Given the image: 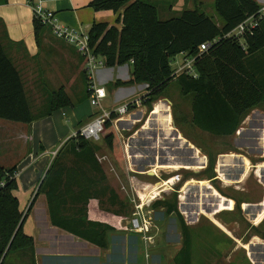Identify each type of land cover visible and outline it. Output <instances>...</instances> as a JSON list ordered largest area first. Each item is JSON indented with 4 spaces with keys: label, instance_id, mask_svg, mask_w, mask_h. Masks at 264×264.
<instances>
[{
    "label": "rangeland",
    "instance_id": "374dc122",
    "mask_svg": "<svg viewBox=\"0 0 264 264\" xmlns=\"http://www.w3.org/2000/svg\"><path fill=\"white\" fill-rule=\"evenodd\" d=\"M174 1L168 0L167 3H161L158 8L162 9L165 6L170 9L169 5H172ZM194 3V0H185V6L182 9L192 10L197 7ZM202 3L203 6L200 9L221 25V19L214 11V0H202ZM179 4L180 2H176V6ZM177 10H181L180 7ZM165 13L166 11L161 10L159 15L161 20L177 17L182 12L171 13L168 10L169 14ZM46 33L47 31L41 37L42 47L38 58L30 61L33 73L23 74L33 112L36 117L45 112L51 97L61 88L71 95L75 105L56 111L48 118L36 120L34 128L28 135L26 134L27 146L24 138L9 137L10 132L4 134L5 142L3 138H0V149H7L6 152L0 153V160H2L1 157L6 158L10 155L14 159L17 158L20 154L19 149H32L33 155L28 156L27 162L22 165L25 169L19 178L22 183L16 194L20 200L23 215L34 211L37 226L41 214L49 215L50 218L46 192H39L36 198L39 186L63 144L82 130L87 122L94 121L103 108L115 110L139 99L141 101V98L147 95L145 85L128 87L117 94L113 84L120 79L127 80L129 74L133 72V66L126 65L124 75L117 69L109 70L111 80L108 79L107 84H103L108 97L102 104L103 108L93 107L87 97V85L84 70H82L85 66L84 59L80 60V71L76 67L77 56L73 54L77 49L74 46L69 47L73 53H67L55 44H47L43 40ZM181 61L182 57L176 56L172 68L176 69ZM98 71L94 73L95 81ZM195 97V94L184 95L176 78L149 106H140L126 115H119L118 119H123L119 123V120L113 121L121 137L128 170L119 166L102 140L93 142L98 148L96 154L107 183L119 199L116 205L106 202L101 207L98 203L89 206L91 217L100 218V221L111 228L106 232L103 248L89 243V259H96V261L102 259L106 262L109 258L108 254H113L117 246L127 260L126 264H175V257L183 245L182 221H184L192 236L193 264H264L263 247L249 246L246 250L245 248L235 250L238 244H241V237H245L244 243H246L255 232L264 236V223L260 232L258 230L244 234L245 231L252 229L255 223L259 225L264 221V211L261 212L263 208L255 207L260 201L264 203V165H261L264 163V103L246 114L233 136L219 137L207 132L196 123ZM158 101L168 105L161 106L162 115L160 114L156 117V121L150 122L147 126L154 104ZM159 119L163 122H159ZM83 121L84 127H79V122ZM2 123L15 125L14 122L9 121ZM144 127L148 130H144ZM172 131L176 134L181 133L186 145L181 144L177 139L179 136L177 137L175 133L171 135ZM196 149L207 157L204 170L198 172L185 169L163 170L164 166L170 164L199 166L201 163L195 159ZM36 152L44 157L40 158L38 163L35 161ZM47 161L49 163L46 167ZM211 161H215V170H208ZM6 169H11L10 165ZM213 175L218 180H209V177ZM177 176H180L181 180L175 184L173 181L178 179ZM248 177L251 178L247 179ZM36 178L41 179L32 194L30 189L33 184L35 186ZM190 179H195V183L200 184L197 186L191 182L192 185L190 183L191 186L183 191L184 185ZM158 183H164L166 187L155 189ZM150 185L151 188H149ZM161 189L165 192H159ZM157 193H162L161 197H156ZM35 198L34 206L29 212ZM148 200L149 202L163 201L167 203V206H174L176 210L169 215L166 208L154 207L156 202L147 206ZM230 200H236L238 203V205L235 204V211L219 214L218 212L225 207H234ZM121 202L127 207L125 212ZM142 205L144 207L140 211ZM140 214H143L150 227V233L147 235L153 237L152 244H148V248L144 246L143 241L141 244L138 238L144 234L132 226V220L140 219ZM216 225L218 227L226 225L230 235L237 236L238 244L233 243L230 236H225L226 234L218 230ZM33 230L32 218H28L24 231L33 232ZM237 232L238 234L235 235ZM59 233L64 231L61 230ZM137 238L138 242H136ZM234 250L240 253L235 255ZM33 251L34 249L25 253H32V259L35 260V251L34 253ZM93 253L98 255L94 256ZM103 255H106V258ZM16 258L15 252L11 251L6 257L5 264H16L18 260Z\"/></svg>",
    "mask_w": 264,
    "mask_h": 264
},
{
    "label": "trees",
    "instance_id": "16d2710c",
    "mask_svg": "<svg viewBox=\"0 0 264 264\" xmlns=\"http://www.w3.org/2000/svg\"><path fill=\"white\" fill-rule=\"evenodd\" d=\"M90 7L97 12H121L118 22L122 28L94 23L88 32L90 44L95 55L105 58L106 68L133 66L130 80H117L113 86L119 89L146 85L147 95L141 98V106H149L177 78L184 95L196 96V123L215 136L230 137L238 131L246 114L264 103V17H258L261 6L254 0H214V11L221 25L199 8L184 10L179 16L162 21L157 7L146 0H94ZM250 18L257 21L254 27L243 35H230ZM33 24L40 44L49 28L35 18ZM206 43L210 47L201 52L200 47ZM183 52L195 57L198 79L174 75L172 62ZM84 78L90 98V81L85 71ZM74 105L61 88L51 97L48 109L36 117L23 76L0 39L1 120L29 125ZM137 107L140 105L131 106L130 111ZM115 119L117 115L113 114L105 121L100 140L119 166L128 170L121 137L113 124ZM93 142L96 141L82 136L81 130L65 142L43 176L36 198L39 192H46L52 226L103 248L106 232L111 228L100 218L91 217L89 206L98 203L101 207L106 202L116 205L119 197L107 183ZM215 168V161H211L208 170ZM215 178L213 175L209 180ZM0 183H3L0 187V259L4 257V264L11 251L33 250L34 240L24 233L29 213L23 215L15 195L19 188L17 168L7 170L0 164ZM160 187L166 186L155 189ZM121 205L125 212L126 205L122 202ZM154 207L166 208L169 215L176 210L163 201H157ZM182 234L183 245L175 264H192V236L184 221ZM124 262L116 246L107 264Z\"/></svg>",
    "mask_w": 264,
    "mask_h": 264
},
{
    "label": "crops",
    "instance_id": "0c3cea01",
    "mask_svg": "<svg viewBox=\"0 0 264 264\" xmlns=\"http://www.w3.org/2000/svg\"><path fill=\"white\" fill-rule=\"evenodd\" d=\"M93 1L94 0H0V20L2 21V24L0 23V39L6 49L8 56L16 64L22 76L23 74L28 75V74L33 73V67L30 64V61H34L36 58H38L40 51H41V47H42V45L38 44L35 33H34V24H33L34 10L33 8L35 5H41L44 10L52 12L55 15V19L58 21V23L65 27L80 29L81 31L89 32L94 23H108L110 26H116L118 29L122 28V23L118 22V18L121 15V12L117 14H115L112 11L97 12L93 8L90 7V3ZM148 1L157 7L158 16L160 15L161 10H163V12L166 11L165 13L166 15L169 14L167 13L168 10H170L171 13L173 12L180 13L184 11L182 7L185 6V0H175L172 5L168 3L170 4L169 5L170 9L165 8V6L162 7V9L158 8V5H160L161 3H165V2L167 3L168 0H148ZM254 1L259 6L264 7V0H254ZM176 2H180V4L176 6ZM194 2H195L194 4L197 5L196 8L200 9V7L203 6L202 0H194ZM179 7L181 10H177L179 9ZM196 8H193V9H196ZM43 40L47 44H55L57 47H60L61 49L66 50L67 53H73L69 50V47L71 48L72 46H70L69 44L65 43L62 40L57 39L51 32V29L47 30V33L45 34ZM73 54H76L77 56L76 57V67H78L81 71L79 63H80V60L83 61V59L77 50H76V53L74 52ZM125 67L126 66L117 67V68H104L98 71L96 75V81L94 79V84L98 87L105 88L103 84L105 83L107 84L108 79L111 80V78L109 77V74H110L109 70L117 69L120 71L122 75H124L123 71L126 69ZM82 70H84V67ZM129 75L130 76L127 78V80L123 78L125 79L123 82L130 80L131 74ZM120 81H122V79H120ZM129 88H132V87H129ZM26 89H27V85H26ZM123 89L125 88L116 89V91L118 92L117 94H119L120 92H123L124 91ZM69 96L71 97L70 94ZM107 97H108V92H107ZM167 105L168 104L163 101H158L154 104V109L150 115V119L147 122V126H149L150 122L156 121L155 120L156 117L160 116L162 112L161 106H167ZM99 114L100 112H98V115ZM131 115H135V114H131ZM130 119L133 120L132 117H130ZM122 120L123 119H119L118 123L121 122ZM4 121L5 120H2V122ZM2 122H0V138H3V142L6 141L4 134H7L10 132L9 137L12 136L14 138H17V137L24 138L23 140L25 141L26 146L28 145V142L26 139V137L28 136H26V134L28 135L31 129L34 128V123L29 124V125L15 123V125H12V124L2 123ZM92 122L91 121L87 122L85 127L91 124ZM159 122H163V120L159 119ZM84 124H85L84 121L79 122V127H84L83 126ZM143 129L148 130L147 127H144ZM173 133L176 134V132L172 131L171 135H173ZM176 136L177 137L179 136L177 139L180 140L182 145L184 144L186 145L185 138L183 137L181 133L176 134ZM9 140H11V138H9ZM0 150H1L0 153H2V152H6L7 149H0ZM19 150H20V154L17 158L15 159L12 158L11 157L12 155H10L9 157L4 156L6 158L1 157L2 160H0V164L4 166L5 168L8 165H10L11 169L17 168L18 187H21L22 182L19 180V178L21 176V173L25 169V167L22 168V165L27 162L28 156L33 155V153H32V149H19ZM195 153H196L195 159L199 160V162L201 163L199 166H189V165L181 166L177 164H170V165H167L166 167L164 166L163 170L168 169V170H178L179 171V170L185 169V170H193L196 172L204 170L206 168L204 167V165L207 162V157L202 155L200 150L198 149L195 150ZM40 158H44V157H41V154H38V152H36L35 161L37 163L39 162ZM45 163L47 167V164L49 163V161ZM261 165H264V163H262ZM46 167L44 169V172L46 170ZM41 178L34 179V183L36 184L35 186L34 184L33 186H31L30 191H32L31 192L32 194L35 188L37 187L38 182ZM176 178L178 179H175L173 182L175 184H178L181 180L180 179L181 177L177 176ZM250 178L248 177L247 179H250ZM215 179L218 180L217 177ZM191 182L195 183L196 180L190 179L184 185L185 188H183V191H186L188 187L192 185ZM168 184L173 185L171 183H168ZM195 184H197L198 186V184L200 183L197 182ZM162 185H164V183H158L156 186H162ZM159 192H165V191L161 189ZM16 193L17 191L15 192V195L18 198V195ZM161 195L162 193H157L155 196L161 197ZM155 196H153V198H155ZM149 198L152 199V196L149 195ZM230 201L232 202V204H234V207L232 208L225 207L222 211L218 212L219 214L235 211L236 200L234 201L230 200ZM242 205H244V203ZM255 207L263 208L261 212L264 211V203H262L261 201L258 202L255 205ZM28 218H32V222L34 223V230L33 232L24 231V233L27 236L32 237L34 240L35 253L34 251L33 253L35 255V260L32 259V253L16 252L15 253L17 256L16 259H18L16 264H107L110 261V257L112 254H108L109 258L107 259L106 262H103L102 259L100 261H96V259H89L88 258V256H90L89 249H88L89 243L79 238L76 239V237L70 234H67L66 232L60 234L59 232L61 231V229L56 228L51 225L49 215L41 214L40 217L38 218L39 219L38 226L36 225L37 220L35 219L34 211L29 214ZM263 223L264 221L260 223L259 225L255 223L253 225V228L250 229L249 231H245L244 234L247 235L251 233L252 231H258V230L260 232V228L263 226ZM216 228H218V230L226 234L225 236L229 235L230 236L229 238L232 240L233 243H236V245L238 244V241L236 240L237 236L232 237L226 225L219 226V227L216 225ZM240 233H243V231H240ZM237 234L238 232L235 235ZM244 239L245 237H241V244L239 243L238 246L235 248L236 251L241 250V248L242 249L245 248L244 250H246L249 246H260V247H263L262 250H264V236L260 235L258 232H255V234H252L248 242L244 243L245 241ZM236 251H235V255L240 253V252L236 253ZM95 255H98V254H94V256ZM103 257L106 258V255H103ZM126 262L127 260L125 259L124 264H126ZM192 264H193V253H192Z\"/></svg>",
    "mask_w": 264,
    "mask_h": 264
},
{
    "label": "built area",
    "instance_id": "2783aa9c",
    "mask_svg": "<svg viewBox=\"0 0 264 264\" xmlns=\"http://www.w3.org/2000/svg\"><path fill=\"white\" fill-rule=\"evenodd\" d=\"M34 18L38 19L43 25L47 26L51 29L53 35L59 39L64 41L65 43L74 46L81 57L84 59V71L89 77L90 86L88 92L90 93L89 102L93 107L103 108L102 104L104 100L107 98V91L105 88L98 87L94 84V73L101 68H106V60L104 57L98 56L94 54V50L90 44V36L88 32L81 31L80 29L69 28L62 26L55 19V15L43 9L41 5H35L34 8ZM258 17H264V7L258 12ZM257 21L255 18H250L246 20L244 23L240 24L230 35L240 36L243 35L246 31L250 30L252 27L256 25ZM210 47V44L206 43L200 47V51H207ZM182 57V61L179 63L178 67L174 69V75L180 76L182 74L191 76L194 79H198V73L195 68L196 59L195 57H189L187 53L183 52L180 54ZM173 63V62H172ZM140 105L141 101L131 102L127 105H122L115 110H106L103 108L102 112H100L99 116L89 125L84 127L81 130V135L84 136L87 140L99 141L100 134L103 130V125L106 120L110 119L113 114L117 115V119L119 120V115H126L130 113V107L133 105ZM3 186V183H0V187ZM180 200V197H179ZM142 201V200H141ZM154 201L148 200L146 203L147 206H150ZM156 202V201H155ZM154 202V203H155ZM152 203V204H154ZM142 204V203H141ZM144 205L140 206V211ZM141 218H136L132 220V226L135 229L140 230L144 235H140L141 244L142 241L146 248L149 247L148 244H152L153 237L148 236L150 232V227L147 224L146 219L143 214H140ZM146 229V230H145ZM3 258L0 259V264L3 262Z\"/></svg>",
    "mask_w": 264,
    "mask_h": 264
},
{
    "label": "bare ground",
    "instance_id": "6f19581e",
    "mask_svg": "<svg viewBox=\"0 0 264 264\" xmlns=\"http://www.w3.org/2000/svg\"><path fill=\"white\" fill-rule=\"evenodd\" d=\"M135 182V181H134ZM152 186L150 185L149 188H151ZM150 200V199H149Z\"/></svg>",
    "mask_w": 264,
    "mask_h": 264
},
{
    "label": "water",
    "instance_id": "95a60500",
    "mask_svg": "<svg viewBox=\"0 0 264 264\" xmlns=\"http://www.w3.org/2000/svg\"><path fill=\"white\" fill-rule=\"evenodd\" d=\"M41 185V184H40ZM40 187V186H39Z\"/></svg>",
    "mask_w": 264,
    "mask_h": 264
}]
</instances>
